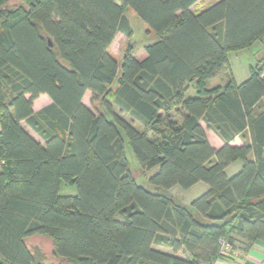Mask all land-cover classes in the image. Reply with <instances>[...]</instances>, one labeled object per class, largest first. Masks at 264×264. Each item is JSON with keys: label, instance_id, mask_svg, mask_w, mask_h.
<instances>
[{"label": "trees", "instance_id": "trees-1", "mask_svg": "<svg viewBox=\"0 0 264 264\" xmlns=\"http://www.w3.org/2000/svg\"><path fill=\"white\" fill-rule=\"evenodd\" d=\"M197 2L0 0V264H61L28 245L35 235L71 264H201L223 241H264V59L242 83L209 84L229 53L264 41V0ZM128 7L159 40L139 58L130 45L120 65L109 48L133 36ZM41 94L51 102L35 111ZM125 136L158 168L150 184L207 190L188 206L139 185Z\"/></svg>", "mask_w": 264, "mask_h": 264}, {"label": "rangeland", "instance_id": "rangeland-1", "mask_svg": "<svg viewBox=\"0 0 264 264\" xmlns=\"http://www.w3.org/2000/svg\"><path fill=\"white\" fill-rule=\"evenodd\" d=\"M217 1L219 0H199V2H197V4L193 7V10L200 11L211 6ZM19 2L20 0H8L7 6L14 7L17 6ZM117 2H119V0H117ZM125 15L127 16L132 26L133 36L131 38H128L123 33H118L113 43L111 44V53L116 56V59L118 60L120 65L122 64L124 53L130 45H134L136 53L135 55L139 58V55H141L142 51L144 52V54L146 53L144 49L146 45L153 44L159 40V36L149 29L148 25L138 16V14L133 9L128 7L125 11ZM229 58V67H227L222 73H220L214 81L219 84H224L230 77H233L236 82L242 83L250 76V65H254L264 59V41H258L252 47H249L247 49L231 52L229 54ZM113 88H115V85ZM190 94H193V91L190 92ZM41 101H43V103L45 104L49 100L48 98H44V100L42 99ZM85 103L96 113L105 112L102 103L99 101V99H94L93 95L90 92L88 95H85ZM177 116V118H180L179 115ZM23 126L36 139L40 140L38 135L26 124V122H23ZM125 140V154L129 163V169L139 185L152 192L161 193L168 197H173L179 202L188 206H190L192 200L199 197L207 190L208 185L204 182H200L190 189H183L180 186H174L171 189H165L158 188L150 184L149 178L151 175L157 172L158 168H153L150 170L143 169L138 163V160L126 136ZM75 193L76 187L74 185H69L65 182L62 183L61 194L72 195ZM27 243L34 250L40 249V251H42L46 256V262H48L49 260L50 262L53 261L54 263L71 264L68 260L54 255L53 241L44 235L32 236L27 239Z\"/></svg>", "mask_w": 264, "mask_h": 264}, {"label": "crops", "instance_id": "crops-1", "mask_svg": "<svg viewBox=\"0 0 264 264\" xmlns=\"http://www.w3.org/2000/svg\"><path fill=\"white\" fill-rule=\"evenodd\" d=\"M109 52L111 53V46L109 48ZM113 56L116 57L115 55H113ZM229 63H230V58H229ZM216 78L217 77H215L209 81V84L211 86L222 85L221 83L219 84V83L214 81V80H216ZM89 92L91 93V91H87L85 95H88ZM44 98H46V99L48 98V100H49L45 104L43 103V101H41L42 99L44 100ZM50 102H51V100L48 97V95L41 94L39 96V98L34 101V107L33 108L35 111H38L41 108H43L44 106H46L47 104H49ZM83 102L85 103V96H84ZM203 126L206 129V134H207V137H208L211 145L215 148H220L224 144L222 139L214 131L207 129L205 123H203ZM233 144L234 145H242L243 140L241 138L237 137L236 140L233 142ZM241 167H242L241 162H234L227 167L226 172L228 173L229 176H233L240 171ZM199 183H197V184H199ZM225 242H226L225 243L226 245L222 247L223 257L218 258V260L216 261V262H218V264H264V241L258 240L256 242H253L252 244H248L242 238L235 237L234 245H231L227 241H225ZM180 255L182 256V254H180Z\"/></svg>", "mask_w": 264, "mask_h": 264}, {"label": "built area", "instance_id": "built-area-1", "mask_svg": "<svg viewBox=\"0 0 264 264\" xmlns=\"http://www.w3.org/2000/svg\"><path fill=\"white\" fill-rule=\"evenodd\" d=\"M225 243H226L225 241L222 242V247L226 245ZM201 264H218V262H216V261L215 262H205V263H201Z\"/></svg>", "mask_w": 264, "mask_h": 264}, {"label": "water", "instance_id": "water-1", "mask_svg": "<svg viewBox=\"0 0 264 264\" xmlns=\"http://www.w3.org/2000/svg\"><path fill=\"white\" fill-rule=\"evenodd\" d=\"M49 44L52 45V42L49 40Z\"/></svg>", "mask_w": 264, "mask_h": 264}]
</instances>
